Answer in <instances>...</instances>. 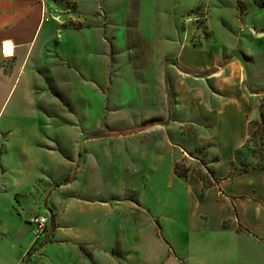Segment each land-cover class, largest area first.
Segmentation results:
<instances>
[{
  "label": "rangeland",
  "instance_id": "1",
  "mask_svg": "<svg viewBox=\"0 0 264 264\" xmlns=\"http://www.w3.org/2000/svg\"><path fill=\"white\" fill-rule=\"evenodd\" d=\"M42 2L32 0L30 6L38 8ZM84 2L54 0L47 12L42 10V22L34 36V19L29 25L35 51L53 33L49 19L58 23L59 29L46 48L47 62L39 69L41 80L35 83L41 91L45 72V100L41 101L45 125L61 139L62 154L76 147L80 150L77 175L101 170L108 157L110 172L101 177L95 191L109 192L110 203H118L120 194L133 189L146 195L167 194L173 205L179 206L186 191L175 176H197L205 187L211 186L215 181L213 165L219 159L222 170L230 172L231 167L229 176L251 168L264 172V0H97L92 7ZM140 4L143 30L138 22ZM84 37L90 38L94 50L103 52L99 63L93 61L99 56L94 50L78 54L68 50L74 46L85 49ZM183 47L194 55L183 58ZM54 49H66L68 67L54 64L60 60L50 52ZM198 51L215 61L203 68L212 73H186L190 70L185 66L193 67ZM28 71L27 67L25 73ZM188 83L203 85L205 104L185 94ZM19 93L20 88L10 94L0 116L10 111ZM233 102L247 126L241 127L237 136H230L224 127L222 134H217L210 120L200 121L206 115L214 116L222 104L227 107ZM165 121L172 125L167 127ZM148 123L155 125L132 135H118ZM163 128L170 133L163 137L154 133ZM149 139L160 140L150 142L135 160L125 162L126 170L115 171L120 158L133 155L134 147ZM231 151L234 168L229 161ZM173 156L178 158L171 168ZM19 174L21 171L12 168L8 176L13 179ZM231 182L239 191H251L254 186L264 192V180L257 172L234 177ZM1 201L8 231L6 236L0 231L1 255L8 264H29L30 260V264H40L45 256L36 250L50 239L34 240L27 263L28 242L34 238L25 217L32 210L31 201L26 209H19L18 216L9 213L7 196ZM155 205L160 207L157 201ZM261 251L264 257V249Z\"/></svg>",
  "mask_w": 264,
  "mask_h": 264
},
{
  "label": "crops",
  "instance_id": "2",
  "mask_svg": "<svg viewBox=\"0 0 264 264\" xmlns=\"http://www.w3.org/2000/svg\"><path fill=\"white\" fill-rule=\"evenodd\" d=\"M30 1L32 0H0V113L10 94L20 88L13 107L6 115L0 116V205L1 198L7 196L11 204L9 213L18 216L19 209L23 211L31 201L32 210L25 217L32 235L33 228L29 218L35 214L48 217L46 229L40 239L48 237L50 240L36 250L45 256L40 264L264 263V257L261 255V249H264V192L257 191L254 186L251 191H239L231 182L234 177H244L252 172H257L264 180V172L251 168L243 174L229 176V173H232L231 167L230 172H225L220 168L219 159L213 165L215 181L211 186L205 187L197 176H187L184 179L175 176L183 182V189L186 191L183 195L185 199L179 206H174L167 194L162 196L154 192L146 195L133 189H127L120 194L118 203H110L109 192L98 194L95 191L101 177L110 172L108 157L101 170L86 176L76 174L81 157L80 150L76 147L72 152L62 154L59 149L61 139L56 137L58 134L54 129H47L45 125L46 112L44 107L41 108V101L45 100L42 94L45 89V72L42 74L41 91L35 83V80H41L39 69L47 62L46 48L54 39L55 30L59 29L58 23L49 19L53 33L42 48L36 49L35 52L34 48L31 49V43L42 22V10L47 12V9L54 5V0H42L38 8L30 6ZM84 1L86 7L98 4L97 0ZM141 4L138 22L142 27ZM30 19L36 22L32 37ZM84 40L82 42L86 46L85 49L74 46L68 50L77 54L86 49L93 51L89 43L90 38L84 37ZM64 51L66 49H54L50 52L60 56V60L54 64L68 67L65 62L70 61ZM93 52L99 56H94ZM93 52V61L99 63L103 52ZM198 52L197 56H193V67L182 63L190 70L186 73H212L204 72L203 68L215 61L210 56L207 58L203 51ZM181 54L184 58L194 55V52L190 53V50L183 47ZM75 56V60L78 58L77 64L79 57ZM27 67L30 71L25 73ZM86 70L89 71V67H86ZM184 88L185 91L187 89L185 94L205 104L203 85L193 86L188 83ZM243 107L240 106L241 109ZM217 109L214 116L200 117V121L210 120L217 134H222L220 129L224 127L230 136H237L241 127H247L242 121V115L238 116L236 103L233 102V105L227 107L222 104ZM167 123L165 121L163 124L167 127L172 125ZM154 125L148 123L125 133L119 132L118 135H132ZM167 129H158L154 133L163 137L170 133ZM215 137L214 141L218 144ZM160 139H149L135 146L133 155L122 158L119 156L115 171L125 169V162L135 160L141 149ZM55 142L58 143V148ZM170 144L173 146L174 141L170 140ZM234 147L231 150L237 146ZM232 153L231 151L229 156L230 164ZM177 158L173 156L171 168ZM62 167H65L64 172ZM12 168L21 171V174L13 179L8 176ZM67 178L69 180L64 182ZM156 201L160 207L155 205ZM3 216L4 212L0 206V231H4L6 236L7 221L3 223ZM9 234L14 233L10 231ZM33 243L34 238L31 237L26 253L27 263ZM1 254L0 251V264H8ZM31 262L30 260L29 264Z\"/></svg>",
  "mask_w": 264,
  "mask_h": 264
},
{
  "label": "built area",
  "instance_id": "3",
  "mask_svg": "<svg viewBox=\"0 0 264 264\" xmlns=\"http://www.w3.org/2000/svg\"><path fill=\"white\" fill-rule=\"evenodd\" d=\"M29 222L33 228L34 240H39L46 229L48 217L42 214H35L29 218Z\"/></svg>",
  "mask_w": 264,
  "mask_h": 264
},
{
  "label": "trees",
  "instance_id": "4",
  "mask_svg": "<svg viewBox=\"0 0 264 264\" xmlns=\"http://www.w3.org/2000/svg\"><path fill=\"white\" fill-rule=\"evenodd\" d=\"M256 133V132H255ZM253 136H254V134H253ZM69 179L67 178L64 182H67ZM53 225H54V223H53ZM82 250L85 252V250L82 248Z\"/></svg>",
  "mask_w": 264,
  "mask_h": 264
}]
</instances>
